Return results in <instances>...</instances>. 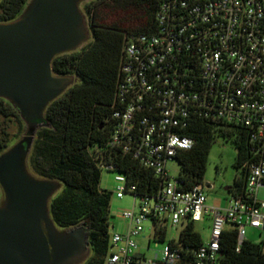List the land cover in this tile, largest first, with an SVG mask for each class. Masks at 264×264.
Masks as SVG:
<instances>
[{
  "label": "built area",
  "instance_id": "obj_1",
  "mask_svg": "<svg viewBox=\"0 0 264 264\" xmlns=\"http://www.w3.org/2000/svg\"><path fill=\"white\" fill-rule=\"evenodd\" d=\"M156 31L124 34L115 89L109 153L126 156L160 179L156 196H138L135 184L118 174L115 197H133L131 210L117 217L123 232L109 235L103 264H179L176 244L186 222L208 223L209 235L194 253L193 264H218L222 231L236 232L238 252L246 229L264 230V0H160ZM195 120L243 128L253 162L246 161L244 190L231 194L226 207L207 205L206 188L178 187L168 162L189 151L184 135ZM116 156V155H115ZM101 169L114 170L113 164ZM155 230L167 225L177 237L145 258L136 238L143 223ZM111 228V226H110Z\"/></svg>",
  "mask_w": 264,
  "mask_h": 264
},
{
  "label": "trees",
  "instance_id": "obj_2",
  "mask_svg": "<svg viewBox=\"0 0 264 264\" xmlns=\"http://www.w3.org/2000/svg\"><path fill=\"white\" fill-rule=\"evenodd\" d=\"M29 0H0V23L16 19ZM160 0H95L84 12L89 16L90 41L75 52L57 56L52 70L57 75H73L77 81L44 111V122L35 134L27 157L29 171L40 178L56 180L59 192L49 204L51 219L59 229L83 226L90 255L83 264H103L109 249L110 194L98 187L102 164H113L117 174L135 184L136 195L154 197L160 179L126 156L109 153L107 141L114 126L111 118L124 34L153 33ZM124 13L127 26L108 24V13ZM0 114L13 116L12 106L0 99ZM243 128L195 120L184 135L194 141L189 151L175 157L178 187L188 190L202 184L209 150L217 135L229 138L236 150L235 166L240 178L227 191L242 193L247 175L244 162H253L244 140ZM22 131V132H23ZM10 145L0 138V154ZM193 222H186L174 246L178 245L179 264H193L194 253L202 244ZM155 243L165 241L164 230H155ZM169 243V242H168ZM264 239L260 244L243 241L236 252V232L227 226L221 233L218 264H264Z\"/></svg>",
  "mask_w": 264,
  "mask_h": 264
},
{
  "label": "water",
  "instance_id": "obj_3",
  "mask_svg": "<svg viewBox=\"0 0 264 264\" xmlns=\"http://www.w3.org/2000/svg\"><path fill=\"white\" fill-rule=\"evenodd\" d=\"M83 1L29 0L16 19L0 23V99L25 127L0 154V264H83L90 255L83 226L62 230L51 219L49 204L61 184L27 167L36 131L47 126L46 107L77 81L55 74L52 61L90 41Z\"/></svg>",
  "mask_w": 264,
  "mask_h": 264
},
{
  "label": "rangeland",
  "instance_id": "obj_4",
  "mask_svg": "<svg viewBox=\"0 0 264 264\" xmlns=\"http://www.w3.org/2000/svg\"><path fill=\"white\" fill-rule=\"evenodd\" d=\"M95 0L83 1L79 8L85 15L87 24H89V16L84 12V8L87 4L94 2ZM127 17L124 13H108L107 23H122V27L127 26ZM85 45V44H84ZM83 45V46H84ZM23 125L21 122L13 116H3L0 114V138L8 146L18 141L23 135ZM236 150L232 141L229 138L217 135L213 142L209 155L207 158V164L205 173L202 178L203 184H209L211 187L206 189L207 202L213 203L215 200H222L224 206L226 205V199L229 193L224 190L225 187L232 186L233 182L240 178V168L235 166ZM166 171L171 179H175L179 172V165L177 161H170L166 166ZM118 174L106 169L100 170V179L98 187L101 191H105L110 194L109 213L111 215L110 223H114L117 219V215L123 210H131L134 202L133 197L125 195L122 199L115 197L116 188L119 183L115 180ZM2 194L0 190V201ZM257 199L264 202V189L261 188L257 192ZM195 231L200 235L202 240H206L209 235L207 222H198L194 225ZM179 228L173 229L170 224L166 228V238L164 242L155 243L152 239V224L150 221L143 223L142 233L135 239L138 250L145 258H152L156 253H160L169 240L177 237ZM113 230L110 228V234ZM245 239L254 244H260L264 239V230H254L247 228ZM264 252V247H263Z\"/></svg>",
  "mask_w": 264,
  "mask_h": 264
},
{
  "label": "crops",
  "instance_id": "obj_5",
  "mask_svg": "<svg viewBox=\"0 0 264 264\" xmlns=\"http://www.w3.org/2000/svg\"><path fill=\"white\" fill-rule=\"evenodd\" d=\"M228 197H229V196H228ZM228 197H227V198H228ZM226 200H227V199H226ZM226 204H227V201H226ZM207 205H209V206L221 207V208L226 207V205L224 206L222 200H215V201H214L213 203H211V204H209V203L207 202ZM124 226H125V222H124L122 219H120V218L117 217V219H115V222L111 224V229H112L113 231H115V232H123L124 229H125ZM207 227H208V223H207ZM250 229H251V228H250ZM254 230H255V229H254Z\"/></svg>",
  "mask_w": 264,
  "mask_h": 264
}]
</instances>
